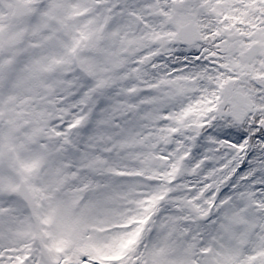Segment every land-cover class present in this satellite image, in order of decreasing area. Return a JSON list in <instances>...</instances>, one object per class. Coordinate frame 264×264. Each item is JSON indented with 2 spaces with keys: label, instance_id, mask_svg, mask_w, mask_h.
<instances>
[{
  "label": "snow or ice",
  "instance_id": "6c2138e0",
  "mask_svg": "<svg viewBox=\"0 0 264 264\" xmlns=\"http://www.w3.org/2000/svg\"><path fill=\"white\" fill-rule=\"evenodd\" d=\"M0 264H264V0H0Z\"/></svg>",
  "mask_w": 264,
  "mask_h": 264
}]
</instances>
